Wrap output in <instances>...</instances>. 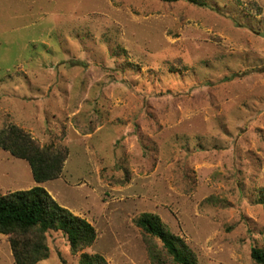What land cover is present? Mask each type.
Listing matches in <instances>:
<instances>
[{
	"label": "rangeland",
	"instance_id": "rangeland-1",
	"mask_svg": "<svg viewBox=\"0 0 264 264\" xmlns=\"http://www.w3.org/2000/svg\"><path fill=\"white\" fill-rule=\"evenodd\" d=\"M0 0V130L67 150L39 183L0 146V195L44 186L95 226L75 253L47 232L38 264H153L151 213L198 264L264 247V0ZM0 264H16L0 233ZM167 264H174L169 261Z\"/></svg>",
	"mask_w": 264,
	"mask_h": 264
},
{
	"label": "trees",
	"instance_id": "trees-1",
	"mask_svg": "<svg viewBox=\"0 0 264 264\" xmlns=\"http://www.w3.org/2000/svg\"><path fill=\"white\" fill-rule=\"evenodd\" d=\"M163 2L188 1L205 6L203 0H160ZM0 146L14 156L29 162L34 179L39 183L55 179L63 171L67 150L55 149L53 145L40 147L21 127L11 125L0 130ZM30 189L10 191L0 195V233L9 236L16 264H38L50 255L47 232L62 231L71 250H82L96 240L95 226L68 208L60 205L41 185ZM137 224L152 238L159 239L167 257L151 246L149 257L153 264H198L193 249L179 235L166 228L155 214L141 215ZM257 264H264V247L255 246L251 251ZM79 264H109L100 254L83 252Z\"/></svg>",
	"mask_w": 264,
	"mask_h": 264
}]
</instances>
